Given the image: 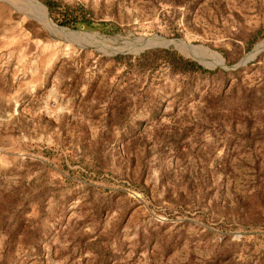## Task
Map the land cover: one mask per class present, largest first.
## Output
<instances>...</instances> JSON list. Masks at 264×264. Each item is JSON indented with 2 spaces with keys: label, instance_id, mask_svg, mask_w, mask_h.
<instances>
[{
  "label": "rangeland",
  "instance_id": "obj_1",
  "mask_svg": "<svg viewBox=\"0 0 264 264\" xmlns=\"http://www.w3.org/2000/svg\"><path fill=\"white\" fill-rule=\"evenodd\" d=\"M35 1L87 44L0 0V264H264V0Z\"/></svg>",
  "mask_w": 264,
  "mask_h": 264
},
{
  "label": "trees",
  "instance_id": "obj_2",
  "mask_svg": "<svg viewBox=\"0 0 264 264\" xmlns=\"http://www.w3.org/2000/svg\"><path fill=\"white\" fill-rule=\"evenodd\" d=\"M45 6L47 7L49 14L52 20L60 26L69 27L71 29H90V30H100L102 32L105 31H113L107 23H96L87 18H79L77 15H73L66 8H60V5L55 4L51 0L43 1ZM251 46V44L249 45ZM118 59H127L128 61L134 59L136 61H145L148 64H153L156 62L164 64L173 74H196V75H213L215 71L206 70L201 67L196 62L184 58L179 55L176 51L172 49H151L147 50L136 57L132 56H118L114 58ZM115 116V117H114ZM109 114L107 119L109 122H115L114 120H119L120 118H125L122 113H118L116 115ZM113 118V119H112Z\"/></svg>",
  "mask_w": 264,
  "mask_h": 264
},
{
  "label": "bare ground",
  "instance_id": "obj_3",
  "mask_svg": "<svg viewBox=\"0 0 264 264\" xmlns=\"http://www.w3.org/2000/svg\"><path fill=\"white\" fill-rule=\"evenodd\" d=\"M32 4H33V6L36 7V9L38 10V12L40 11V13H41V18H42L41 20H42V21H43L48 27H50V28L54 31V33H56L59 37H62V38H63L65 35H68L69 38H70V40L73 41V42H81V43L87 44V41H86L85 39L78 38V37H76L75 35H72V34L68 33L67 31L61 30V29H59L58 27H56L55 25H53L52 21L47 17L48 14H46L45 9H44L42 6H40L36 1L32 0ZM173 43H175L176 45H179V46H181V44H183V43H181V42H173ZM149 44L154 45V44H156V43H149ZM260 47H261V46H260ZM260 47H257V48L253 51V53H252L248 58L251 59L252 57H254L255 54L258 52V50H259ZM260 50H261V49H260ZM203 51H205V49H204ZM218 60H219V59H218ZM220 63H221V61H220ZM221 66H223V65H221Z\"/></svg>",
  "mask_w": 264,
  "mask_h": 264
},
{
  "label": "water",
  "instance_id": "obj_4",
  "mask_svg": "<svg viewBox=\"0 0 264 264\" xmlns=\"http://www.w3.org/2000/svg\"><path fill=\"white\" fill-rule=\"evenodd\" d=\"M141 41L144 43H161V44H165V43H171L172 41H169V40H165V39H162V38H159L157 36H153V37H150V38H143L141 39ZM161 44L159 45H155V46H150L148 48H155V47H159ZM250 58H248V56L244 59H242L237 65L231 67V69H236L238 68L239 66L247 63L249 61Z\"/></svg>",
  "mask_w": 264,
  "mask_h": 264
},
{
  "label": "crops",
  "instance_id": "obj_5",
  "mask_svg": "<svg viewBox=\"0 0 264 264\" xmlns=\"http://www.w3.org/2000/svg\"><path fill=\"white\" fill-rule=\"evenodd\" d=\"M35 1V0H34ZM30 3H31V5L33 6V4H32V0H30ZM35 7V6H34Z\"/></svg>",
  "mask_w": 264,
  "mask_h": 264
}]
</instances>
